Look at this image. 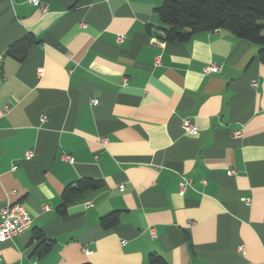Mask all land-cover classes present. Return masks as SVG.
I'll list each match as a JSON object with an SVG mask.
<instances>
[{"label":"crops","instance_id":"obj_1","mask_svg":"<svg viewBox=\"0 0 264 264\" xmlns=\"http://www.w3.org/2000/svg\"><path fill=\"white\" fill-rule=\"evenodd\" d=\"M39 1L46 12L0 0V209L19 203L31 218L0 241V264H264L257 47L226 30L164 42L163 0ZM24 40L19 62L7 51ZM83 178L102 186L60 215ZM111 212L118 223L104 228ZM35 230L54 241L42 256Z\"/></svg>","mask_w":264,"mask_h":264},{"label":"trees","instance_id":"obj_2","mask_svg":"<svg viewBox=\"0 0 264 264\" xmlns=\"http://www.w3.org/2000/svg\"><path fill=\"white\" fill-rule=\"evenodd\" d=\"M161 32L160 39L167 43H182L200 32L226 30L237 38L254 44L257 56L264 65V0H163L156 9ZM30 42L13 44L7 54L21 62L25 59ZM101 183L83 178L65 187L58 213L63 215L71 200L85 190H98ZM118 223V212L100 218L104 228ZM32 254L42 256L50 251L54 241L46 239L40 231H34ZM151 264H165L161 257L150 255Z\"/></svg>","mask_w":264,"mask_h":264},{"label":"built area","instance_id":"obj_3","mask_svg":"<svg viewBox=\"0 0 264 264\" xmlns=\"http://www.w3.org/2000/svg\"><path fill=\"white\" fill-rule=\"evenodd\" d=\"M30 3L33 4H39L41 11L46 12L47 6L45 4H40L39 0H29ZM123 36L118 35L117 40L122 41ZM218 70V67L215 65H209L205 68L206 72H215ZM92 104H97L96 99L91 100ZM5 109H8V107H5ZM181 127L185 134L189 135H196L197 129L193 125V123L188 119H182L181 120ZM235 136H239L240 132H235ZM25 156L27 158L32 156V152L28 151L26 152ZM64 159L68 162H72L73 159L69 156H64ZM232 172V171H231ZM191 181L186 177H181V181L179 183V192L182 194L187 187H189ZM244 203H249V200L246 199ZM90 202H86L85 206H90ZM31 224V218L29 215V212L24 208L23 205L19 203H6L3 207L0 209V241L10 239L17 234H19L22 231L27 230L30 227ZM150 234L152 236H155L154 230L150 229ZM243 246L239 247V249L242 251Z\"/></svg>","mask_w":264,"mask_h":264}]
</instances>
